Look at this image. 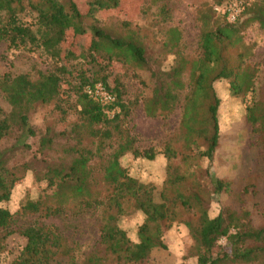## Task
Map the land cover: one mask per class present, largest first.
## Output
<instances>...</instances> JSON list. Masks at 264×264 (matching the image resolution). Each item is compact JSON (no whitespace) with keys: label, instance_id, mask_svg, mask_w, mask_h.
I'll use <instances>...</instances> for the list:
<instances>
[{"label":"trees","instance_id":"16d2710c","mask_svg":"<svg viewBox=\"0 0 264 264\" xmlns=\"http://www.w3.org/2000/svg\"><path fill=\"white\" fill-rule=\"evenodd\" d=\"M122 3L89 0L83 12L76 0H0V46L40 49L56 63L34 77L27 72L0 75V93L9 107L0 108V255L10 234L25 238L13 259L0 264H151V253L166 248L164 234L175 223L187 228L195 264H264V223L253 222V211L243 199L209 213L211 204L228 192L229 180L208 168L180 172L170 163L157 193L152 183L131 176L121 163L128 152L149 160L155 156L152 149L135 147L128 117L138 101L150 117L181 108L182 150L166 145L168 162L187 151L203 160L213 158L220 103L213 82L229 79L235 97L255 92L258 68L248 61L254 45L245 42L244 32L255 24L264 31V0H243L234 21L203 6L197 17L196 58L184 52L179 28H166L160 48L172 55L167 68L147 52L138 30L130 28L134 20L121 19L123 33L114 34L94 16L118 10ZM140 13L144 18L148 6H141ZM158 13L168 14L166 4ZM115 65L126 69L124 76L130 72L139 79L143 90L134 98L127 96ZM97 84L110 101L87 92ZM45 106L50 107L49 118L38 132L30 115ZM245 116L264 149V90L246 106ZM59 123L65 124L61 130ZM8 137L12 140L5 144ZM31 138L37 139L34 146ZM27 173L38 192L12 212L2 203ZM89 211L96 212L99 230L89 252H82L58 226L40 221ZM132 213L142 215L135 241L119 224ZM26 216L36 219L22 222Z\"/></svg>","mask_w":264,"mask_h":264},{"label":"rangeland","instance_id":"374dc122","mask_svg":"<svg viewBox=\"0 0 264 264\" xmlns=\"http://www.w3.org/2000/svg\"><path fill=\"white\" fill-rule=\"evenodd\" d=\"M80 9L85 12L89 0H76ZM155 1V2H154ZM233 0H123L118 10H102L95 13L100 25L108 28L114 34L123 33L120 25L121 19L134 20L130 28L137 29L141 36L147 52L152 58H158L162 67L170 66L172 55L160 48V41L164 31L168 27H177L182 34V46L184 52L191 57L200 55V24L197 20L198 11L203 6L221 7ZM249 1V0H247ZM243 2V0H242ZM166 4L168 14L164 17L159 15L158 7ZM141 6H148V13L140 18ZM90 20V19H88ZM244 40L253 44V54L249 62L257 64L256 90L245 97H235L230 93L229 79H219L213 82V87L220 99L217 117L219 125V140L214 156L211 160L200 159L191 151L177 155L168 162L164 155V147L172 146L178 151L182 150V138L180 128L181 108L176 107L167 116L150 117L146 115L141 101L131 107L129 114V126L132 134L136 137L135 147L141 151L152 149L155 152L153 159L134 157L128 152L121 163L128 173L138 180L152 183L156 192L162 188L167 176V166L171 163L173 167H179L182 172L185 169L195 170L203 173L208 168L215 176L223 177L230 181L226 194L219 196L216 202L211 204L210 215L216 214L222 204L230 203L237 205L241 200L245 206L253 211V222L263 224L264 217V149L259 142L258 134L252 130L250 123L246 121V106L256 98L260 90H264V31L255 25H251L244 32ZM54 59L44 54L40 49H7L5 44L0 46V75L6 71L13 74L29 73L35 76L37 71H48L54 69ZM112 66L116 75H121L127 89V96L134 98L143 90L139 79L128 75L124 76L125 68ZM126 72V71H125ZM0 108L4 111L9 109L7 103L0 93ZM50 107H37L30 115V122L39 132L48 120ZM65 124L56 125L61 130ZM12 137L5 140L9 144ZM199 140V139H197ZM34 146L36 138L28 139ZM177 170V169H175ZM178 171V172H179ZM37 185L33 181L31 173L17 184L10 199L2 203L10 211L17 210L20 202L26 198L36 196ZM96 212L89 211L79 217L52 216L41 218L40 221L54 224L59 227L64 236L77 241L82 252L92 250L98 239V220ZM35 216H26L21 220L33 221ZM142 222V215L132 213L123 217L119 224L124 228L128 236L135 241L136 231ZM6 247L0 255V261L7 263L13 259L17 251L24 245L25 238L18 233L10 234L6 239ZM165 249H155L150 255L151 264H195V258L190 256L191 238L187 228L181 223L173 224L164 234Z\"/></svg>","mask_w":264,"mask_h":264},{"label":"built area","instance_id":"2783aa9c","mask_svg":"<svg viewBox=\"0 0 264 264\" xmlns=\"http://www.w3.org/2000/svg\"><path fill=\"white\" fill-rule=\"evenodd\" d=\"M243 2L242 0H233L230 2H227L226 4L221 7L222 12L226 13L230 21H234L241 13L242 11ZM214 9L216 11H219V7L215 6ZM87 92L95 99H100L103 101H110L111 97L107 92L104 90V88L97 84L93 89L88 88Z\"/></svg>","mask_w":264,"mask_h":264}]
</instances>
